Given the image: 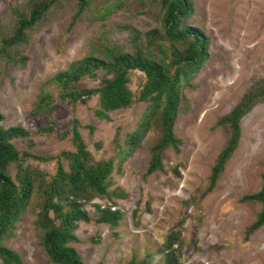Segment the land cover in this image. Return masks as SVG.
<instances>
[{"label": "rangeland", "instance_id": "obj_1", "mask_svg": "<svg viewBox=\"0 0 264 264\" xmlns=\"http://www.w3.org/2000/svg\"><path fill=\"white\" fill-rule=\"evenodd\" d=\"M41 0H0V37L11 35L20 16ZM117 1V2H116ZM116 2L103 19L101 8ZM193 13L186 23L202 30L209 40L208 58L183 88L173 133L179 151L162 154V170L146 175L150 148L160 130L157 121L136 150L117 170V144L123 146L147 104L135 101L144 77L130 72L133 94L129 108L108 113L109 121L95 115L97 96L76 103L60 99L54 76L73 62L93 54L102 56L106 41L133 51L123 26L140 35L162 31L159 0H90L74 23L76 0H56L40 23L30 29L25 42L9 50L17 64L0 60V114L4 128L21 126L30 132V143L13 140L20 152L49 158L73 152L67 134L75 119L87 150L95 161L113 160L108 191L120 198L94 199L85 206L89 222L75 223L78 239L71 246L85 264H163L162 249L171 233L179 234L178 264H264V225L250 235L261 206L240 199L257 192L264 174V102L257 103L239 123L240 139L224 165L213 189L206 192L211 169L227 141L218 121L243 94L264 79V0H191ZM83 78L77 87L93 89L105 77ZM51 112L38 110L43 97ZM46 121L58 123L43 132ZM116 135V136H115ZM115 138V139H114ZM67 171V160L61 159ZM49 180L56 161L24 160ZM14 175L15 168H10ZM34 193L31 204L15 223L11 237L2 244L17 253L23 264H52L43 251L36 226ZM114 208L120 218L115 226L95 222L94 205ZM0 264L1 261H0Z\"/></svg>", "mask_w": 264, "mask_h": 264}, {"label": "trees", "instance_id": "obj_2", "mask_svg": "<svg viewBox=\"0 0 264 264\" xmlns=\"http://www.w3.org/2000/svg\"><path fill=\"white\" fill-rule=\"evenodd\" d=\"M78 10L72 23L87 9L90 0H76ZM107 1V0H105ZM56 0H41L30 6L27 16H20L7 38L0 37V60L17 64L9 50L23 44L27 32L35 27L45 16ZM117 2V1H116ZM116 2L101 8L98 19H103L116 7ZM161 7L162 31L153 29L140 35L123 26L128 33L133 51L124 50L106 41L101 48L102 56L90 54L84 59L73 62L66 70L58 72L53 82L58 96L63 100L76 103L89 96H97L98 109L95 115L109 121L108 113L129 108L133 103V94L128 87L129 73L140 72L144 81L135 101L146 103L147 110L142 113L135 129L126 134L123 146L117 144V170L126 161L151 128L153 121L159 124V138L150 148V158L146 175L162 170V154L167 149L179 151L180 140L173 133L174 121L179 106L184 102L183 88L199 72L208 58L209 40L199 28L186 23L193 13L191 0H159ZM97 71H103L105 77L97 88H78L83 78H94ZM264 102V79L248 89L231 111L223 116L218 124L227 131V141L218 154L209 176L206 192L215 186L224 165L235 151L240 139L239 123L251 109ZM38 110H44L49 116L51 100L45 96L36 104ZM3 117L0 114V123ZM59 124L46 121L43 132L51 133ZM77 120L67 134L74 147L73 152L63 151L55 157L43 158L20 153L13 140L30 143V132L21 126L4 128L0 124V261L2 264H23L21 257L6 248L2 242L12 236L14 225L21 214L31 204L33 195L36 205V226L40 230V242L44 253L52 264H85L79 253L71 245L78 239L74 235L75 223L89 222L90 217L85 206L94 199L120 198L122 194L110 193V176L113 160L95 161L86 148L79 133ZM116 136V135H115ZM115 139V138H114ZM26 158L39 161H56L54 175L47 180L46 174L37 168L24 166ZM67 160V171L61 159ZM14 166L11 175L9 168ZM241 202L258 203L261 206L255 221L247 228L250 235L264 225V174L260 189L245 195ZM95 222L115 226L120 218L111 207L94 205ZM180 246L179 234L171 233L162 249L165 252L163 264H178ZM127 264H135L130 260Z\"/></svg>", "mask_w": 264, "mask_h": 264}, {"label": "built area", "instance_id": "obj_3", "mask_svg": "<svg viewBox=\"0 0 264 264\" xmlns=\"http://www.w3.org/2000/svg\"><path fill=\"white\" fill-rule=\"evenodd\" d=\"M112 210H114V208H112Z\"/></svg>", "mask_w": 264, "mask_h": 264}]
</instances>
